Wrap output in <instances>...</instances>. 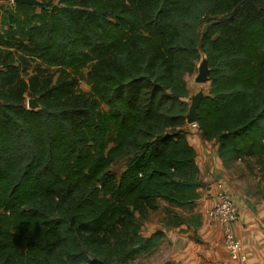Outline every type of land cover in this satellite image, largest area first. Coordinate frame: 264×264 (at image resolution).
<instances>
[{
	"label": "trees",
	"instance_id": "1",
	"mask_svg": "<svg viewBox=\"0 0 264 264\" xmlns=\"http://www.w3.org/2000/svg\"><path fill=\"white\" fill-rule=\"evenodd\" d=\"M39 1L0 6V264H132L165 236L141 231L161 202L201 225L202 56L196 127L264 182V0Z\"/></svg>",
	"mask_w": 264,
	"mask_h": 264
},
{
	"label": "crops",
	"instance_id": "2",
	"mask_svg": "<svg viewBox=\"0 0 264 264\" xmlns=\"http://www.w3.org/2000/svg\"><path fill=\"white\" fill-rule=\"evenodd\" d=\"M196 150V163L200 169L201 186L199 199L191 212V217L201 218V225H187L188 231H166L171 259L176 264H235L226 252L218 227L204 231L211 222L204 210L215 202L216 183L223 181L239 208V218L233 224V233L241 242L250 264H264V196L249 192L244 177L237 175L235 167L227 168L217 155V145L203 140L200 132L187 135ZM179 228H183V225ZM178 228V229H179ZM203 228V231L201 229ZM154 231H142L149 236ZM199 243H198V242Z\"/></svg>",
	"mask_w": 264,
	"mask_h": 264
},
{
	"label": "rangeland",
	"instance_id": "3",
	"mask_svg": "<svg viewBox=\"0 0 264 264\" xmlns=\"http://www.w3.org/2000/svg\"><path fill=\"white\" fill-rule=\"evenodd\" d=\"M13 4L14 2L12 0H5L0 1V6L2 7L6 3ZM30 68L27 70V72H23L24 76L27 77V74L32 73V67L35 65L34 62H29ZM53 70V69H52ZM49 73H51V71ZM195 75L187 76L186 82L188 89L190 91V98L188 101L192 103V97L196 96L200 91H203V94H207L209 91V83L207 84H198L194 81ZM79 89L84 92L90 91V87L84 82L81 81L79 84ZM33 98V96H28L26 98V105L29 99ZM199 132L198 128L196 126L187 124V135L195 136V133ZM238 172L237 175H241L244 177L243 183H247L245 187L247 186L249 192H253L254 194H258L259 196H264V182H262L259 172L255 170V172H250L244 164L241 162H238L236 168ZM122 170V165H117L114 167V171L116 172V175H120V172ZM163 203L161 202V207L150 213L149 220L146 222H143L141 225L142 230L141 231H156V230H162L165 229L166 231H188V226L183 225V228L174 227V226H168V217L165 216V213L163 212ZM214 223L211 221L206 226L204 231H212L215 229ZM179 228V229H178ZM203 231V228L201 229ZM198 242V241H197ZM199 243V242H198ZM132 264H176L174 260L171 259V253H170V247L168 243V239L166 236L162 238V241L160 245L157 247V249L148 255H145L139 259H137Z\"/></svg>",
	"mask_w": 264,
	"mask_h": 264
},
{
	"label": "built area",
	"instance_id": "4",
	"mask_svg": "<svg viewBox=\"0 0 264 264\" xmlns=\"http://www.w3.org/2000/svg\"><path fill=\"white\" fill-rule=\"evenodd\" d=\"M204 214L218 227L222 244L230 259L235 264H250L248 256L244 253L242 244L235 237L232 228L239 218V208L223 181L216 183L215 202L211 207L204 210Z\"/></svg>",
	"mask_w": 264,
	"mask_h": 264
},
{
	"label": "water",
	"instance_id": "5",
	"mask_svg": "<svg viewBox=\"0 0 264 264\" xmlns=\"http://www.w3.org/2000/svg\"><path fill=\"white\" fill-rule=\"evenodd\" d=\"M14 3L23 2L29 3L31 5H41L39 0H12ZM210 73V65L209 60L206 56H202L200 63L198 65L197 73L195 74L194 81L198 84H207L210 82L209 78ZM203 91H200L196 96L192 97V103L189 107V111L187 114V124L192 125L197 123V109L199 104L203 98ZM27 108L29 110H38L41 108V105L38 101V97H33L28 100Z\"/></svg>",
	"mask_w": 264,
	"mask_h": 264
}]
</instances>
